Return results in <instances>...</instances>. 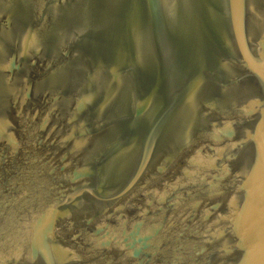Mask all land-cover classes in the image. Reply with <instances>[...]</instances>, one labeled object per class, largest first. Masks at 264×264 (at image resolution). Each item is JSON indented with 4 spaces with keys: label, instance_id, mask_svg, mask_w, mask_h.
Here are the masks:
<instances>
[{
    "label": "water",
    "instance_id": "water-1",
    "mask_svg": "<svg viewBox=\"0 0 264 264\" xmlns=\"http://www.w3.org/2000/svg\"><path fill=\"white\" fill-rule=\"evenodd\" d=\"M0 264H264V0H0Z\"/></svg>",
    "mask_w": 264,
    "mask_h": 264
}]
</instances>
